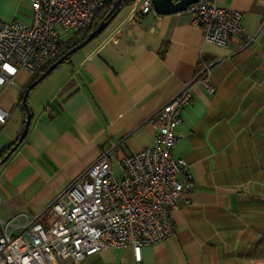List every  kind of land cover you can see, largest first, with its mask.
<instances>
[{"label": "crops", "instance_id": "0c3cea01", "mask_svg": "<svg viewBox=\"0 0 264 264\" xmlns=\"http://www.w3.org/2000/svg\"><path fill=\"white\" fill-rule=\"evenodd\" d=\"M214 1L242 11L255 39L220 46L191 25L187 9L140 13V0H128L30 88L27 134L0 163V218L24 224L109 148L119 177L124 156L153 144L154 112L209 62L215 91L192 88L172 148L195 182L171 212L173 233L144 245L139 259L129 246L107 247L82 264H264V0ZM31 18L30 0H0L1 21ZM77 38L70 32L67 44ZM31 77L21 69L0 85V153L23 128L18 99Z\"/></svg>", "mask_w": 264, "mask_h": 264}, {"label": "built area", "instance_id": "2783aa9c", "mask_svg": "<svg viewBox=\"0 0 264 264\" xmlns=\"http://www.w3.org/2000/svg\"><path fill=\"white\" fill-rule=\"evenodd\" d=\"M30 1L29 23L0 20V85L12 83L21 69L34 75L56 60L70 32L90 26L108 0ZM151 10L152 0H140V13ZM187 10L206 41L225 47L243 36L242 49L255 39L245 34L240 10L214 0H199ZM210 69L211 63L203 62L154 112L153 144L124 156L119 177L112 171L109 148L24 224L16 223L18 215L0 218V264H82L103 248L125 246L139 259L144 245L171 235L172 210L185 191L195 188L188 161L174 156L172 148L180 139L177 128L192 88L201 83L215 91ZM6 116L0 110L1 122Z\"/></svg>", "mask_w": 264, "mask_h": 264}, {"label": "water", "instance_id": "95a60500", "mask_svg": "<svg viewBox=\"0 0 264 264\" xmlns=\"http://www.w3.org/2000/svg\"><path fill=\"white\" fill-rule=\"evenodd\" d=\"M120 1L121 0H115L110 12L98 23V25L93 28L88 35L79 43L73 45L70 47L63 55L58 57L56 60L51 62L47 68L41 72V74L34 79L26 88L25 93L23 95L22 101L26 110V117L24 120V125L21 130V132L18 135L17 140L15 143L11 146V148L6 152V154L0 158V163L4 162L5 160L8 159V157L14 152V150L20 145V143L23 141L25 138L28 128H29V123H30V112L27 104V94L28 91L32 86H34L37 82H39L41 79H43L50 71H52L58 64L67 61L70 57V55L82 48L84 45H86L88 42H90L93 38H95L101 31L108 25V23L113 19V17L117 14V12L120 10ZM199 0H152V6L153 10L158 13V14H168V13H173V12H178V11H183L186 10L187 7L192 4L196 3Z\"/></svg>", "mask_w": 264, "mask_h": 264}, {"label": "trees", "instance_id": "16d2710c", "mask_svg": "<svg viewBox=\"0 0 264 264\" xmlns=\"http://www.w3.org/2000/svg\"><path fill=\"white\" fill-rule=\"evenodd\" d=\"M128 0H121L120 1V6L123 4V3H125V2H127ZM114 2H115V0H108L107 1V3H106V5H105V7L100 11V13H102L97 19H96V21L93 23V24H91L90 26H88L87 28H85V29H83V30H78L77 31V33H81V38H77V39H75V40H73V41H71L69 44H67L66 46H65V48L62 50V52L60 53V55L58 56V57H60L61 55H63L70 47H72L73 45H75V44H77V43H79L80 41H82L87 35H88V33L93 29V28H95L97 25H98V23L110 12V10H111V8H112V6H113V4H114ZM57 57V58H58ZM56 58V59H57ZM50 64V63H49ZM49 64H47L46 66H44L43 67V69L40 71V72H38V73H36V74H34V75H32V77H31V79H30V81H29V83H28V85L22 90V92H21V94H20V96H19V99H18V106L21 108V110L23 111V117H24V119H25V117H26V110H25V107H24V104H23V101H22V98H23V95H24V93H25V90H26V88H28V86H29V84L34 80V79H36L40 74H41V72H43L46 68H47V66L49 65ZM24 119H23V123H24ZM19 135V134H18ZM18 135L16 136V138L14 139V141L13 142H11L8 146H6L3 150H2V152L0 153V158H2L5 154H6V152L11 148V146L15 143V141L17 140V138H18Z\"/></svg>", "mask_w": 264, "mask_h": 264}, {"label": "rangeland", "instance_id": "374dc122", "mask_svg": "<svg viewBox=\"0 0 264 264\" xmlns=\"http://www.w3.org/2000/svg\"><path fill=\"white\" fill-rule=\"evenodd\" d=\"M122 11H123V9H122ZM121 13H122V12H121ZM121 13H120V14H121ZM101 14H102V13L99 12V13L97 14L96 19H97ZM118 16L120 17V15H118ZM96 19L94 20V22L96 21ZM94 22H93V23H94ZM114 22H115V21H114ZM114 22H113V23H114ZM93 23H92V24H93ZM113 23H110L109 26H108L107 28H110L111 25H112ZM107 28H106V29H107ZM106 29H105V30H106ZM105 30H104V31H105ZM104 31H103V32H104ZM73 34H76V33L74 32ZM78 35H79V38H81V33H78ZM61 64H62V63H61ZM61 64H60V65H61ZM60 65H59V66H60ZM28 105H29V104H28ZM1 219H2V218H1ZM3 220H6V219H3ZM238 221H239V220H238ZM17 222H18V220H17ZM231 225H235L234 222H232ZM226 226H229V224H227ZM224 239H225V238H224ZM224 239H222L221 241H223ZM212 241L215 243V242H216V241H215V238H213ZM60 264H65V261H63V262L60 263Z\"/></svg>", "mask_w": 264, "mask_h": 264}]
</instances>
